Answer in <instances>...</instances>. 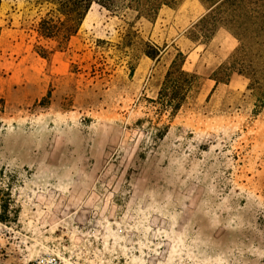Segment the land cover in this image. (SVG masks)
Instances as JSON below:
<instances>
[{"label": "rangeland", "instance_id": "obj_1", "mask_svg": "<svg viewBox=\"0 0 264 264\" xmlns=\"http://www.w3.org/2000/svg\"><path fill=\"white\" fill-rule=\"evenodd\" d=\"M49 9L0 0V264H264V52L261 90L217 84L240 44L191 40L199 0L152 21L94 5L63 51L36 31ZM179 52L198 84L171 117Z\"/></svg>", "mask_w": 264, "mask_h": 264}, {"label": "trees", "instance_id": "obj_2", "mask_svg": "<svg viewBox=\"0 0 264 264\" xmlns=\"http://www.w3.org/2000/svg\"><path fill=\"white\" fill-rule=\"evenodd\" d=\"M37 6H48V14L38 23V36L46 41L57 43V50L68 48L76 37L94 5L109 11L129 9L150 21L155 20L164 7H173L181 0H28ZM206 8L205 16L194 26L193 42L211 41L218 29L223 28L239 42L236 56L229 66L223 65L214 74L217 83H226L233 73L248 75L253 81L252 87L261 90L262 80L255 74L256 61L253 53L264 52V0H199ZM2 29L0 27V35ZM164 50L153 48L147 55L160 61ZM37 53L47 58L53 52L39 47ZM260 51V52H259ZM261 58V56H259ZM186 56L179 52L173 61L156 102L158 112L171 117L180 111L190 93L198 84V77L184 70ZM154 128L161 133L158 126ZM166 129V127L164 128Z\"/></svg>", "mask_w": 264, "mask_h": 264}, {"label": "built area", "instance_id": "obj_3", "mask_svg": "<svg viewBox=\"0 0 264 264\" xmlns=\"http://www.w3.org/2000/svg\"><path fill=\"white\" fill-rule=\"evenodd\" d=\"M27 264H63V260L60 255L56 253H46L32 259Z\"/></svg>", "mask_w": 264, "mask_h": 264}, {"label": "bare ground", "instance_id": "obj_4", "mask_svg": "<svg viewBox=\"0 0 264 264\" xmlns=\"http://www.w3.org/2000/svg\"><path fill=\"white\" fill-rule=\"evenodd\" d=\"M191 4V3H190Z\"/></svg>", "mask_w": 264, "mask_h": 264}]
</instances>
